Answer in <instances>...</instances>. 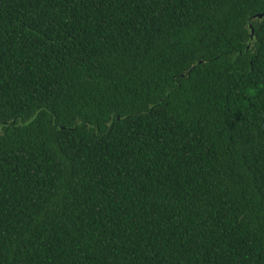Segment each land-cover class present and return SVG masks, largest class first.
I'll list each match as a JSON object with an SVG mask.
<instances>
[{
    "label": "trees",
    "instance_id": "trees-1",
    "mask_svg": "<svg viewBox=\"0 0 264 264\" xmlns=\"http://www.w3.org/2000/svg\"><path fill=\"white\" fill-rule=\"evenodd\" d=\"M0 264H264V0H0Z\"/></svg>",
    "mask_w": 264,
    "mask_h": 264
},
{
    "label": "water",
    "instance_id": "water-1",
    "mask_svg": "<svg viewBox=\"0 0 264 264\" xmlns=\"http://www.w3.org/2000/svg\"><path fill=\"white\" fill-rule=\"evenodd\" d=\"M252 32H253V30H252Z\"/></svg>",
    "mask_w": 264,
    "mask_h": 264
}]
</instances>
